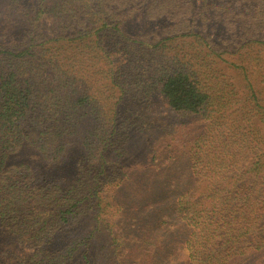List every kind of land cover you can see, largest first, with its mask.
<instances>
[{
	"label": "trees",
	"instance_id": "obj_1",
	"mask_svg": "<svg viewBox=\"0 0 264 264\" xmlns=\"http://www.w3.org/2000/svg\"><path fill=\"white\" fill-rule=\"evenodd\" d=\"M131 47L160 56L145 91L157 89L177 116L233 130L228 164L208 170L228 182L204 200L183 193L174 200L187 233L186 264H232L264 252V0H4L0 229L32 248L18 264H91L95 234L82 236L79 227L91 216L105 219V194L120 181L103 187V162L86 156L102 144L103 158L109 141L125 136L117 134V110L96 106L98 87L116 81L121 96L114 67L125 71ZM102 73L105 82L95 86ZM168 147L183 148L195 173L205 169L197 144L182 147L172 134ZM157 244L144 242L153 251Z\"/></svg>",
	"mask_w": 264,
	"mask_h": 264
},
{
	"label": "rangeland",
	"instance_id": "obj_2",
	"mask_svg": "<svg viewBox=\"0 0 264 264\" xmlns=\"http://www.w3.org/2000/svg\"><path fill=\"white\" fill-rule=\"evenodd\" d=\"M3 3L4 0H0V8ZM127 51L129 53L122 61L125 71L118 69L116 63V72L113 73L120 76L123 88L121 96L117 99L114 81L108 90L98 87L101 91L96 101V106L109 108L112 112L117 110L115 120L121 123L117 126V134L125 136L121 138L122 142L111 139V145L104 147L103 158L99 154L102 144L92 155L86 156L90 163H104L101 176H108L109 180L102 182L103 187L119 181L120 184L105 194L110 202L102 214L105 221L91 216L82 222L79 234L84 236L90 230L95 234L90 246L91 264H130L131 259L139 264H186L185 257L189 251L183 242L187 233L172 210L174 200L180 193L188 199L204 200L210 190L228 182L227 176L221 178L208 170L214 168L216 172H221L222 163L228 164L224 156L236 148L226 151L233 144L230 138L233 130L228 132L215 124L207 127V121L202 122L198 116L175 115L157 89L145 91V86L150 84L161 62L160 56L147 58L132 47ZM110 60L117 62L116 59ZM104 79L103 73L98 74L95 86L102 85ZM47 80H50L49 76ZM52 82L56 83L55 80ZM89 121L87 116L86 124ZM103 121L101 130L109 124L107 118L104 117ZM172 134L178 137L182 147L184 143L187 147L198 145L201 164L205 167L201 174L194 172L188 153H182L183 148L182 152H171L174 148L168 146ZM215 156L220 158L221 163H213ZM28 157L35 159L31 153H28ZM72 158L73 154V165ZM205 173L210 175L206 176ZM146 228H151L147 234ZM25 237L23 235L22 239ZM159 240L160 245L157 244L155 251L144 245L145 241L158 243ZM111 243L118 247L117 251L113 250L115 246ZM31 251L26 242L0 229V264H18ZM232 264H264V252L250 253Z\"/></svg>",
	"mask_w": 264,
	"mask_h": 264
}]
</instances>
